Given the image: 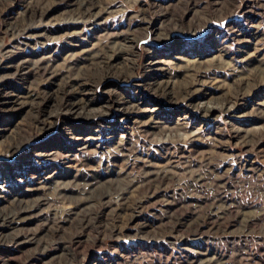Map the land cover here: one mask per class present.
<instances>
[{"label":"rangeland","instance_id":"374dc122","mask_svg":"<svg viewBox=\"0 0 264 264\" xmlns=\"http://www.w3.org/2000/svg\"><path fill=\"white\" fill-rule=\"evenodd\" d=\"M0 264H264V0H0Z\"/></svg>","mask_w":264,"mask_h":264}]
</instances>
